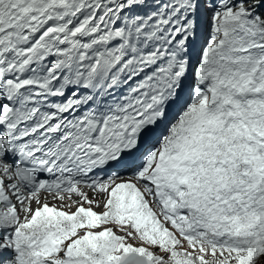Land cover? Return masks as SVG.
<instances>
[{"label":"snow or ice","instance_id":"snow-or-ice-1","mask_svg":"<svg viewBox=\"0 0 264 264\" xmlns=\"http://www.w3.org/2000/svg\"><path fill=\"white\" fill-rule=\"evenodd\" d=\"M0 264H264V0H0Z\"/></svg>","mask_w":264,"mask_h":264},{"label":"rangeland","instance_id":"rangeland-1","mask_svg":"<svg viewBox=\"0 0 264 264\" xmlns=\"http://www.w3.org/2000/svg\"><path fill=\"white\" fill-rule=\"evenodd\" d=\"M97 211H100V209H96Z\"/></svg>","mask_w":264,"mask_h":264}]
</instances>
